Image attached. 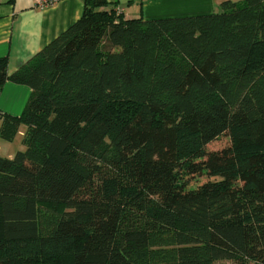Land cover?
<instances>
[{"label":"trees","instance_id":"obj_1","mask_svg":"<svg viewBox=\"0 0 264 264\" xmlns=\"http://www.w3.org/2000/svg\"><path fill=\"white\" fill-rule=\"evenodd\" d=\"M82 1L18 69L0 57V92L31 90L0 110L1 139L25 126L0 155V264H264V0L154 19Z\"/></svg>","mask_w":264,"mask_h":264},{"label":"crops","instance_id":"obj_2","mask_svg":"<svg viewBox=\"0 0 264 264\" xmlns=\"http://www.w3.org/2000/svg\"><path fill=\"white\" fill-rule=\"evenodd\" d=\"M124 18L143 19L194 16L217 10L224 0H108ZM37 0H0V57H7V70L13 72L75 22L83 12L82 0H59L36 8ZM30 88L6 81L0 92V110L19 115ZM25 126L20 127L22 135ZM12 142V141H11ZM22 146V145H21ZM24 148V147H23ZM11 143L0 138V155L12 157Z\"/></svg>","mask_w":264,"mask_h":264},{"label":"rangeland","instance_id":"obj_3","mask_svg":"<svg viewBox=\"0 0 264 264\" xmlns=\"http://www.w3.org/2000/svg\"><path fill=\"white\" fill-rule=\"evenodd\" d=\"M21 138H22V135L20 133H18L15 136L14 140L12 142H10L12 149H14V150H24V148H23L24 146L21 143ZM225 145H227V139L225 137H221V138H219L217 140H214V141L210 142L207 145V148L209 150H216V149H220V148L224 147ZM201 180L203 181V178H201ZM214 264H233V263L230 260L223 259V260L216 261Z\"/></svg>","mask_w":264,"mask_h":264},{"label":"built area","instance_id":"obj_4","mask_svg":"<svg viewBox=\"0 0 264 264\" xmlns=\"http://www.w3.org/2000/svg\"><path fill=\"white\" fill-rule=\"evenodd\" d=\"M57 1L59 0H37L34 6L36 8H45L55 4Z\"/></svg>","mask_w":264,"mask_h":264}]
</instances>
